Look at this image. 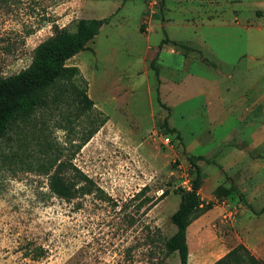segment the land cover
Here are the masks:
<instances>
[{"label": "rangeland", "instance_id": "1", "mask_svg": "<svg viewBox=\"0 0 264 264\" xmlns=\"http://www.w3.org/2000/svg\"><path fill=\"white\" fill-rule=\"evenodd\" d=\"M110 2L91 4L99 12ZM125 2L116 17L129 25L106 24L67 61L80 78L64 89V100L0 137V264H179L165 241L176 229L170 215L178 191L195 176L187 156L198 155L215 161L197 160L199 195L212 208L204 224L190 225V263L240 242L264 245L255 237L264 231V0ZM92 7L88 0H0V76L26 68L53 23L73 30ZM157 85L180 141L161 126L168 111L157 102ZM82 89L92 101L86 109L75 95ZM227 96L236 104L220 103ZM42 139L52 143L51 156L70 160L105 196L53 194L42 173ZM218 185H234L244 199L216 197Z\"/></svg>", "mask_w": 264, "mask_h": 264}, {"label": "trees", "instance_id": "2", "mask_svg": "<svg viewBox=\"0 0 264 264\" xmlns=\"http://www.w3.org/2000/svg\"><path fill=\"white\" fill-rule=\"evenodd\" d=\"M110 18V16L104 18H78L75 21L73 30L53 23L52 34L34 48L31 63L15 74L6 77L0 76V137L6 135L19 121L29 118L38 108L43 107L48 102L64 100L62 99L64 89L67 86L75 88L73 79L80 78L79 68L67 65V61L78 52L86 49L87 43L98 35L102 26L107 24ZM167 42H169V39L165 36L161 40L160 46ZM152 67L156 76H158L157 67L154 65ZM157 80L159 81L158 77ZM62 83L66 85L61 86ZM57 90L60 92H57ZM52 91L55 92L53 95H51ZM75 95L78 104L82 108L86 109L92 106V101L88 98L86 89L78 91ZM155 95L157 102L168 111L161 126L167 133L173 134L180 141L182 139L181 133L170 124V107L161 102L158 85L155 88ZM89 118L92 119L90 122L92 123L94 117L90 115ZM106 118V115H104L100 119L99 125H102ZM99 125L88 129L78 147L89 140ZM38 145L46 160V163L41 166L42 173L48 176V187L53 194L68 201L93 192L99 194V198L105 196L104 191L95 186L92 179L75 167L70 160L61 159L57 155L51 156L52 143L50 141L42 139V141H38ZM199 159L215 163V161L201 155L187 156L190 166L194 168L195 176L189 187L180 188L178 191L180 200L177 208L170 215V221L176 229L165 241L166 253L176 251L179 264H187L188 262L187 227L193 220L212 208V203L204 202L199 195L203 182L202 167L197 162ZM233 192L244 199L234 185L229 187L218 185L214 189L216 197L227 196ZM166 194V190H164L160 197L162 198ZM146 201H149V199H146ZM247 205L253 212L255 211L250 204L247 203ZM263 211L264 208L259 212ZM34 256L38 257V255ZM212 264H264V262L255 258L243 243H239Z\"/></svg>", "mask_w": 264, "mask_h": 264}, {"label": "crops", "instance_id": "3", "mask_svg": "<svg viewBox=\"0 0 264 264\" xmlns=\"http://www.w3.org/2000/svg\"><path fill=\"white\" fill-rule=\"evenodd\" d=\"M75 1H78V2H80L81 0H75ZM91 1L92 0H88V3H89V5H91V6H93L92 7V9H90V11L88 12V13H86V14H83V15H81L80 17H77V18H104V17H108V16H110L111 18H110V20H109V22L107 23V24H109V25H114V26H116V25H120L121 27H123V26H125V25H129V19H127V17L125 16V15H121L120 17H116L117 16V14H118V8L126 1V0H111V2L110 3H108L106 6H104V7H101V11H97V10H94L96 7L93 5V4H91ZM126 3V2H125ZM116 11H118V12H116ZM115 12H116V14H115ZM115 14V15H114ZM114 15V16H113ZM106 25V24H105ZM105 25H103L102 26V28L100 29V31L101 30H103V28H104V26ZM215 28H216V25H213L212 27H211V29H209L208 30V33L210 34V32H211V34L212 35H214V32H216L215 31ZM163 39V38H162ZM161 39V40H162ZM160 43H161V41L158 43V49H160L162 46H160ZM168 47L165 49L166 50V52L168 53ZM212 65H214L215 63H213V61L212 62H210ZM175 65H177V63L175 64ZM215 66V65H214ZM158 69V68H157ZM159 96H160V93H159ZM208 97H211V94H209V96ZM218 98H219V95L217 96V97H214V98H209V100H210V102L211 103H214V104H217L218 102H219V100H218ZM213 99V100H212ZM220 103H222V104H224V105H231V104H236V103H234V102H232V99H231V97H228L227 96V98L226 97H222L221 99H220ZM170 107V106H169ZM171 108V107H170ZM170 117V116H169ZM174 126V125H173ZM175 127V126H174ZM205 216L206 215H204V214H202L201 216H199L197 219H195V220H193L191 223H190V225L192 224V223H197L198 221H202L203 222V224L207 221L206 219H205ZM190 225L187 227V236H188V230H189V228H190ZM259 235H261V237L264 239V231L262 230H257L256 229V233H255V237H259ZM249 238V237H248ZM250 238H252V237H250ZM240 243H242V242H240ZM237 244H239V243H237ZM236 244V245H237ZM246 247H247V249L250 251V253L255 257V258H257V259H260V260H263V257H262V255L261 254H263L264 253V245H263V247L261 246V247H253V245H251L250 243L249 244H245V243H243ZM261 244V243H260ZM235 246V245H234ZM234 246H232V247H230L229 249H227L224 253H222L221 255H219V256H217V257H215L213 260H211V261H207L210 257V253H208L209 251H205V252H201V254H200V256L197 258V259H195V261L192 263V264H212V263H214L216 260H218L220 257H222L224 254H226L229 250H231ZM187 264H191L190 263V250H189V255H188V262H187Z\"/></svg>", "mask_w": 264, "mask_h": 264}, {"label": "built area", "instance_id": "4", "mask_svg": "<svg viewBox=\"0 0 264 264\" xmlns=\"http://www.w3.org/2000/svg\"><path fill=\"white\" fill-rule=\"evenodd\" d=\"M166 141H168V138H166Z\"/></svg>", "mask_w": 264, "mask_h": 264}]
</instances>
